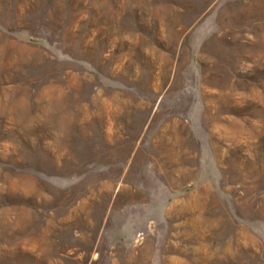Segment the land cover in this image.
I'll use <instances>...</instances> for the list:
<instances>
[{"label":"rangeland","instance_id":"rangeland-1","mask_svg":"<svg viewBox=\"0 0 264 264\" xmlns=\"http://www.w3.org/2000/svg\"><path fill=\"white\" fill-rule=\"evenodd\" d=\"M0 264H264V0H0Z\"/></svg>","mask_w":264,"mask_h":264}]
</instances>
